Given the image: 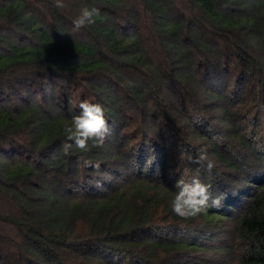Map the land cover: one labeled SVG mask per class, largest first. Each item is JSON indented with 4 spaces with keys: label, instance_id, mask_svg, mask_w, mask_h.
Returning a JSON list of instances; mask_svg holds the SVG:
<instances>
[{
    "label": "trees",
    "instance_id": "1",
    "mask_svg": "<svg viewBox=\"0 0 264 264\" xmlns=\"http://www.w3.org/2000/svg\"><path fill=\"white\" fill-rule=\"evenodd\" d=\"M66 3L0 0V264H264V0ZM82 101L105 146L65 155ZM193 177L223 206L182 219Z\"/></svg>",
    "mask_w": 264,
    "mask_h": 264
},
{
    "label": "clouds",
    "instance_id": "2",
    "mask_svg": "<svg viewBox=\"0 0 264 264\" xmlns=\"http://www.w3.org/2000/svg\"><path fill=\"white\" fill-rule=\"evenodd\" d=\"M53 6L57 9H65L68 7L66 0H53ZM101 15L100 8L84 6L80 9L78 15L72 20L73 28L79 31L87 28L96 22V17ZM80 112L71 118V122L63 128L66 142L62 144V152L67 155L75 145L81 151L89 150V142L91 148H103L109 133V124L105 118L104 108L99 103H90L82 101L79 104ZM191 159V157H189ZM83 166L91 168L97 175L100 174L101 164L93 162L89 159H83ZM196 164H205L206 170L211 172L215 168V162L209 158L206 147L197 150L195 160ZM97 186H99L97 184ZM178 191L174 198L170 201L172 212L182 219H190L206 214L209 209H219L223 206L222 201L225 196L211 197L210 185L204 184L198 177L190 180L178 179L175 184Z\"/></svg>",
    "mask_w": 264,
    "mask_h": 264
},
{
    "label": "rangeland",
    "instance_id": "3",
    "mask_svg": "<svg viewBox=\"0 0 264 264\" xmlns=\"http://www.w3.org/2000/svg\"><path fill=\"white\" fill-rule=\"evenodd\" d=\"M210 256H212V253H207V257L209 258ZM222 260L223 259V257H221V256H219V260ZM217 260H218V258H217Z\"/></svg>",
    "mask_w": 264,
    "mask_h": 264
}]
</instances>
